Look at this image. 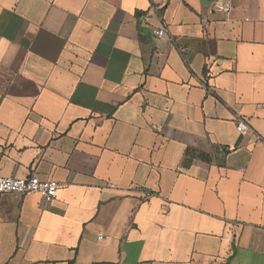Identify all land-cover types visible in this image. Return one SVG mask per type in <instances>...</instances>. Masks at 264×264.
Returning <instances> with one entry per match:
<instances>
[{
	"label": "crops",
	"instance_id": "1",
	"mask_svg": "<svg viewBox=\"0 0 264 264\" xmlns=\"http://www.w3.org/2000/svg\"><path fill=\"white\" fill-rule=\"evenodd\" d=\"M217 1L0 0V176L62 184L0 264H264V0Z\"/></svg>",
	"mask_w": 264,
	"mask_h": 264
},
{
	"label": "built area",
	"instance_id": "2",
	"mask_svg": "<svg viewBox=\"0 0 264 264\" xmlns=\"http://www.w3.org/2000/svg\"><path fill=\"white\" fill-rule=\"evenodd\" d=\"M231 0H218L216 5L221 3L222 10L228 14L231 10ZM154 40H161L167 37L165 28H160L152 32ZM237 130L246 133L251 130L250 126L244 119H239ZM62 184L53 179L43 180L39 176L33 174L27 178H14L0 176V198L5 195L17 194L20 196L38 195L41 196L46 203H52L58 197ZM147 198L152 197L151 194L146 195Z\"/></svg>",
	"mask_w": 264,
	"mask_h": 264
}]
</instances>
